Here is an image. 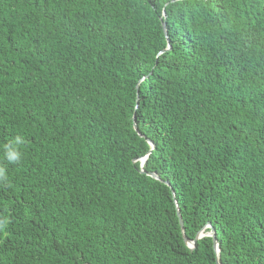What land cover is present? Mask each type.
<instances>
[{"label":"trees","instance_id":"1","mask_svg":"<svg viewBox=\"0 0 264 264\" xmlns=\"http://www.w3.org/2000/svg\"><path fill=\"white\" fill-rule=\"evenodd\" d=\"M0 170V264H264V0H0Z\"/></svg>","mask_w":264,"mask_h":264},{"label":"water","instance_id":"2","mask_svg":"<svg viewBox=\"0 0 264 264\" xmlns=\"http://www.w3.org/2000/svg\"><path fill=\"white\" fill-rule=\"evenodd\" d=\"M164 26H165V24H164ZM165 32L167 33V29H166V27H165ZM135 129H136V131H137L138 133H140V132H139L138 125L136 124V117H135ZM140 134H141V133H140ZM141 136H142V134H141ZM151 152H152V151H149L148 154L142 159V172L147 173L148 175L152 176V177L155 178V179L162 180V179L160 178V176H159L157 173L152 172V171H146V170L144 169V167H143L144 164L147 162V160H148V158H149ZM163 182H165L167 185H170V182H169V181H163ZM174 195H175V193H174ZM178 215H179V217H180V223H181V226H182V232H183V235H184V237H185L186 243L189 245L190 248H195V247H196V241H197L198 239H200L202 236L205 235V231H204V230L199 231V233L197 234V237H196L195 240H191V239H189V238L186 236V233H185L184 221H183V219H182V216H181V213H180V209H178ZM211 235H212L213 238H214V246H215L216 251L218 252V251H219V248H218V242H217V238H216V231H215V229H214L213 227L211 228ZM217 264H223V263H221V261H220L219 258L217 259Z\"/></svg>","mask_w":264,"mask_h":264},{"label":"clouds","instance_id":"3","mask_svg":"<svg viewBox=\"0 0 264 264\" xmlns=\"http://www.w3.org/2000/svg\"><path fill=\"white\" fill-rule=\"evenodd\" d=\"M15 143L17 145L22 144L23 143V138L20 137V136H17L16 139H15ZM5 155H6V159L10 163H16L22 157V153L16 147L7 148ZM0 175H3V170H0ZM7 223H8L7 220L0 221V230L6 228Z\"/></svg>","mask_w":264,"mask_h":264},{"label":"rangeland","instance_id":"4","mask_svg":"<svg viewBox=\"0 0 264 264\" xmlns=\"http://www.w3.org/2000/svg\"><path fill=\"white\" fill-rule=\"evenodd\" d=\"M144 157H145V156H144ZM144 157H142L141 160H142Z\"/></svg>","mask_w":264,"mask_h":264}]
</instances>
